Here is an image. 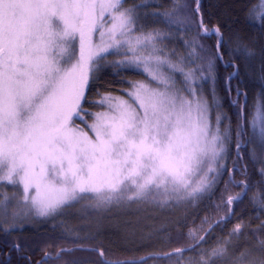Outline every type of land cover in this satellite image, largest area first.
<instances>
[{
  "label": "snow or ice",
  "instance_id": "snow-or-ice-1",
  "mask_svg": "<svg viewBox=\"0 0 264 264\" xmlns=\"http://www.w3.org/2000/svg\"><path fill=\"white\" fill-rule=\"evenodd\" d=\"M172 2L179 4L180 0ZM124 3L126 0H0V183L22 186L29 214L34 211L54 218L64 207L84 199H95L96 207L147 202V197L156 194L164 197L165 204L173 199L194 200L218 178L223 179L233 138L237 162L243 158L241 150L250 144L253 158L257 148L264 154V93L254 98L250 118L247 93L241 103L237 88L230 101L237 108L235 128L223 113L216 115L213 126L211 109L221 106L213 67V59L222 60L219 49L224 41L219 29H209L201 19L197 39L184 40L185 48L191 47L188 57L172 62L174 53L162 54L164 50L156 43L167 38L175 25L182 26L176 31L188 30V18H179L186 5L150 14L169 28L166 34L159 28L143 31L140 9L146 4L125 8ZM253 12V21L264 27V0L253 6L250 15ZM138 29L139 34L134 35ZM212 35L217 36V53L205 60L198 54L204 52L199 38ZM142 51L148 54L139 55ZM245 54L254 53L245 48ZM111 55L126 59L110 61L109 66L137 71L143 65L150 80L135 83L134 91L124 93L131 103L119 98L113 103L112 97L92 102L98 107L107 103L111 114L98 112L88 124L86 117L92 114L84 110L87 93L99 79L98 72L106 70L102 62ZM186 59L194 65L188 71L183 66ZM176 73L183 77L178 89L174 88ZM236 74L227 78L229 93ZM153 82L156 87H150ZM209 82L213 87L206 96L203 86ZM77 120L88 131L75 128ZM236 170L234 163L232 172ZM260 172L264 175V167ZM228 183L240 186L241 193L248 186L245 181L236 185L230 179ZM241 193L229 196L227 204H235ZM260 203L264 207V198ZM6 207L5 203L0 211L6 214ZM227 219L215 221L194 245L177 248L167 257L194 251L199 259L192 264H264V239L239 256L234 248L230 251V240L200 248L207 243L211 229ZM241 227L237 225L233 231L238 233ZM14 228L13 224L3 230ZM259 230L264 232V223ZM15 247L19 250L20 246ZM257 251L259 255L253 256ZM146 259L112 264H145Z\"/></svg>",
  "mask_w": 264,
  "mask_h": 264
},
{
  "label": "trees",
  "instance_id": "trees-1",
  "mask_svg": "<svg viewBox=\"0 0 264 264\" xmlns=\"http://www.w3.org/2000/svg\"><path fill=\"white\" fill-rule=\"evenodd\" d=\"M141 3L147 5L140 9L141 15L146 13L150 15L156 11L169 12L178 5L173 4L172 0H126L123 6ZM180 3L187 5L194 18L188 27L192 33L190 37L192 41L197 39V26L201 19L209 29L218 28L223 36L224 43L219 49L222 60L213 59L214 54L217 53L216 35L199 38L204 45V52L198 54L205 60L211 55L213 64L216 66V85L221 96L224 97V108L227 114L231 115L234 126L235 118L232 114L237 108L231 106L230 101L235 99L236 89L240 90L241 103L244 101V93H247L249 106L258 93H264V27L259 22L253 21L255 12L250 15V10L253 6H258L260 0H199V5H197V0H180ZM197 7L199 11H196ZM149 15L146 20L150 23L160 19ZM188 30L184 34L176 31L179 42L181 37L186 38V34H189ZM245 48L252 50L254 54L247 56ZM233 72L237 74L231 80L232 91L229 93L226 90L227 78ZM137 73L140 75L142 72L137 70ZM132 75V71L123 70L122 67L108 66L106 70L98 72L99 79L92 90L87 93V97L93 98L95 92L100 93L99 90L108 91L117 90V88L119 90L121 86L130 89L129 79H132ZM205 93L210 95L207 89ZM232 144L233 152L230 149V155L227 156L228 171L223 173V179L218 180L208 195L196 199L197 206L195 204L193 209L188 208L183 213L181 212L178 219L162 217L155 221L166 224L161 227L164 229L160 233H158L160 228L152 230L155 228L150 224V217L146 216L144 221L147 223L142 226L139 238H131L125 233L124 222L120 224V230L117 229V225L111 227L105 223L104 229L98 227L97 231L91 230L90 235L86 232H81L78 236L68 235L69 240L73 241L69 245L63 242L67 234L62 233V230H56L57 226H44L46 221L40 225L27 224L11 231H4L0 227V264H43L49 260L55 261L71 256L64 264H112L114 261H138L150 254L162 255L171 253L177 248H189L205 235V230L209 228V225L225 216L228 217L227 221L211 229V236L208 237L207 243L202 244L200 248H210L217 240H230V251L234 248L236 256L255 248L257 241L264 239V232L259 230V226L264 223V207H261L260 203L264 198V175L260 172L263 164L252 157L248 147L241 150L243 158L237 162L234 138ZM234 163L237 170L233 173ZM230 179L236 185L245 181L248 186L241 193L240 186L228 183ZM237 193H241L240 199L235 204H227L228 197L235 196ZM229 209L232 211L229 212ZM171 216L174 215L171 214ZM205 217L208 218L207 222L201 226V221ZM237 225L242 226L238 233L233 231ZM192 232H195L194 236ZM229 233L233 234L230 236ZM144 234L147 235L143 237ZM84 237L88 239H83ZM16 245L20 246L19 250L16 249ZM63 248L68 250L61 251ZM82 249H94V251ZM96 249L100 250L102 256ZM57 253L58 256L54 258L53 256ZM183 255V257L173 256L171 258L163 255L145 257L147 258L145 264H177L178 260L180 264H192L194 260L199 259L194 251H185ZM252 255L258 256L259 252H253Z\"/></svg>",
  "mask_w": 264,
  "mask_h": 264
},
{
  "label": "rangeland",
  "instance_id": "rangeland-1",
  "mask_svg": "<svg viewBox=\"0 0 264 264\" xmlns=\"http://www.w3.org/2000/svg\"><path fill=\"white\" fill-rule=\"evenodd\" d=\"M186 4L180 3L176 5L174 8H180L182 6H185ZM132 5L129 6H124L125 8L131 7ZM173 8V9H174ZM172 9V10H173ZM171 10V11H172ZM141 11V10H140ZM159 13H163L161 11H156ZM154 12V13H156ZM150 16V15H149ZM187 17V25H191L192 22L194 21V18L192 14L190 13L187 5H186V10L182 11L179 13V18L183 19ZM148 17L145 14L141 15V21L140 23L144 25L143 31L147 33L150 31L152 28H159L166 34L169 33V28L161 22L160 19H156L153 22H149L146 20ZM158 18V17H157ZM148 24L149 26H147ZM151 24V25H150ZM182 27L181 25H175L171 29V34L167 36L163 41H158L156 43V47L163 49L162 54H168V53H174L173 56H171V61L176 62L178 58L180 57H188L189 52L191 51V47L185 48L184 46V40L189 41L190 43L192 40L190 37L192 36V33L189 31V34L187 33L185 36L186 38L181 37V41L179 42V36H176V28ZM140 32V29L134 35H138ZM181 34H184L185 31L181 30ZM181 36V35H180ZM96 39L98 41L99 39V34H96ZM79 50V44L78 41L76 43V54L78 53ZM139 55H147V51H142L138 53ZM78 56V54H77ZM211 55H209L208 59H211ZM126 57L123 55H111L108 57V61L102 62L105 67H108V62L110 61H118V60H124ZM74 62V61H72ZM184 70L188 71L190 68L194 67L193 64H190L187 62V59L185 60L184 63ZM214 67V73H215V68L216 66L213 64ZM142 73L139 75L137 71H132L133 77L132 79H129V82H131V88L130 89H125L123 86L118 90H108V91H101L99 90L98 92L100 93H94L93 98H88L87 97V102L84 104V110L87 113H91V116L86 117V121L88 124H91L95 121V114L98 112H108L111 114L108 104L105 103L102 107L94 106L92 102L94 101H99L104 97H112L113 98V103H115V98H119L122 100H129L131 103L130 98L125 95L124 93L126 91H134L135 89L132 87L133 84L143 82V83H148L150 78L148 77L147 73L143 71V65H141L139 69ZM165 71L167 72V66H165ZM176 82L174 85V88H181L183 77L179 74L176 73ZM199 74H197L198 77ZM128 82V83H129ZM215 90H216V98H217V103L220 104V107H213L211 109V120L213 123V126L215 127V118L218 113H223L226 117L231 118V115H228L225 108H224V97L221 96L220 92L218 91V86L216 85L215 81ZM150 87H156L155 82H153ZM204 90L207 89L209 92L211 91V88L213 87L212 83L209 82L206 85L203 86ZM181 95H185L184 93H180ZM206 95V93H205ZM207 96V95H206ZM91 99V100H90ZM95 99V100H94ZM253 104V102H252ZM252 104L249 106V117L251 118V115L254 114L253 109H252ZM232 116L235 118V115L232 114ZM236 119V118H235ZM228 125V120L225 119L224 121V126L226 127ZM74 127L78 129H83L84 131H88L87 128H85V124L81 122L80 120L75 121ZM233 129L235 128V125L233 126ZM223 131V128L221 129ZM91 135V133H89ZM234 135V132H233ZM233 141V139H232ZM232 141H231V150L233 152L232 148ZM248 148L252 154L253 152V145H248ZM248 151V153H250ZM257 156L256 159L261 161L264 160V154H260L259 149H256ZM227 159V157H226ZM224 161L221 160V163ZM263 167H264V163ZM219 178L217 179L216 183L218 182ZM215 183V184H216ZM214 184V185H215ZM213 185V186H214ZM212 186V187H213ZM208 189L206 192H203L198 196V198H201L203 196L208 195L211 192V189ZM162 191V190H161ZM22 186H13V185H8L6 183H0V209L3 208V205L6 203V214L4 211H0V227L3 229H8L11 225H15L14 229L17 228H22L24 225L27 224H37L40 225L42 223L46 224L44 226H52L55 227L57 226L56 230H62V233H66L67 237L63 240L65 245L72 244L73 241L69 240L68 235L74 234L76 236L80 235L81 232H86V234L90 235L91 230H98V227H101V229H104L105 223H107L109 226L113 227V225H117V229L120 230L119 226L122 222H124L125 225V233L129 234L131 238H139L141 237L140 231L142 229V226L146 225L145 216L149 218L150 224L154 230L158 229V233L162 231L161 227L166 226V224H160L157 221L159 218L162 217H173V218H179L181 212L183 213L185 209H193L196 202V199L194 200H175L173 199L171 202L165 204L163 203L164 197L160 194H156L154 198L152 196H149L146 198L147 202H140V203H131L125 201V203L121 205H105L103 207H96V200L95 199H84L80 200L79 202H74L71 206L64 207L61 210V213L58 215H55V217H41L35 214L33 211L31 214H29V209H30V204H25L23 199H22ZM198 204H196L197 206ZM173 214L174 216H171ZM120 216L123 217H134L133 219H123ZM163 225V226H161ZM59 228V229H58ZM147 233V232H146ZM149 233V232H148ZM147 233V234H148ZM65 234V235H66ZM144 234L143 237H145ZM93 235V234H92ZM184 255H182L183 257ZM72 257V256H71ZM70 257V258H71ZM69 257H62L60 259H56L55 261L49 260L44 262L43 264H64L70 259Z\"/></svg>",
  "mask_w": 264,
  "mask_h": 264
},
{
  "label": "water",
  "instance_id": "water-1",
  "mask_svg": "<svg viewBox=\"0 0 264 264\" xmlns=\"http://www.w3.org/2000/svg\"><path fill=\"white\" fill-rule=\"evenodd\" d=\"M67 251L68 249H66V248H63V249H61V251ZM97 250V252L99 253V255H101L102 256V253L100 252V250H98V249H96ZM174 252V251H173ZM163 256H167V254H162ZM162 255H156V254H150V255H148V256H145V257H153V256H162ZM58 256V253L57 254H55L53 257L54 258H56ZM145 257H143V258H145ZM45 259V258H44ZM128 261H130V260H128Z\"/></svg>",
  "mask_w": 264,
  "mask_h": 264
},
{
  "label": "flooded vegetation",
  "instance_id": "flooded-vegetation-1",
  "mask_svg": "<svg viewBox=\"0 0 264 264\" xmlns=\"http://www.w3.org/2000/svg\"><path fill=\"white\" fill-rule=\"evenodd\" d=\"M79 52V50H77ZM78 54V53H77Z\"/></svg>",
  "mask_w": 264,
  "mask_h": 264
}]
</instances>
